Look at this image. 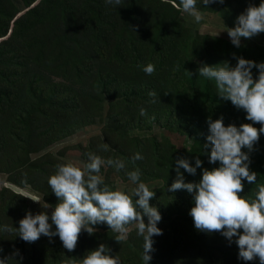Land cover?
<instances>
[{
	"label": "rangeland",
	"instance_id": "1",
	"mask_svg": "<svg viewBox=\"0 0 264 264\" xmlns=\"http://www.w3.org/2000/svg\"><path fill=\"white\" fill-rule=\"evenodd\" d=\"M199 2L200 5L197 8L203 13L204 19L197 24L194 18L184 13L182 9L173 7L171 0H122L119 6L108 5L105 0H0V28L3 30L7 28L8 33L15 26L19 30H14L16 40L21 35H24L25 40L27 32L35 33L37 28L41 27L48 31L61 30L63 34L60 39H66L69 42L66 49L70 53H81L82 47H88L90 50L91 47L97 46L92 54L88 51L83 57L74 56L81 74V79L77 84L81 82L87 84L81 111L78 113L83 111L80 116L89 118L92 121L90 124L81 127H74L70 123L62 125L63 115L59 118L54 117L57 111L50 110L51 116L48 118H45L43 114L33 116L30 132L36 128L50 127L54 120H60V127L54 129L48 137L31 139L27 125L21 129L18 124L17 131L5 132L7 107H5L4 114L0 115V123L3 125L0 129V227L9 225L18 228L19 221L28 212L33 215L47 212L50 216L53 209L47 203L50 200L46 199L54 192L47 181L50 175L55 173L56 166L73 163L83 169L86 163L84 156L89 154L90 143L101 153V156L113 157L114 153L108 149H113L119 143L122 133L116 128L119 130L124 127L123 123L137 126L138 129L128 128L124 131L130 137L134 135L138 138L153 137L159 143L158 149L153 145L151 148L143 147L144 151L141 155L143 158L140 160H132L137 153L132 154L130 148H126L124 156H121L123 159L129 157L132 163L135 162L140 167L141 181L149 187V190L155 192V189L162 185L159 180L164 173L169 181L166 186L171 187L175 181L176 160L179 153L173 163L170 162L169 155L174 149L184 150L181 152L182 158L187 159L191 151L185 150L195 145V126L206 128L209 118L213 121L218 117L225 119L223 113L226 110L236 112L243 110L237 109L231 101L220 98L217 95L215 81H210L205 77L203 78L209 81L210 85L208 95L204 102L195 105V102L189 99L188 80H195V76H199L197 69L202 65L219 67L221 66L219 64L228 62L230 67H235L232 62L235 61V57L242 55L237 53L241 49L248 51L246 53L250 55L248 48H262L259 50L262 53L260 57H251L248 60L257 64L264 62V33L250 39L241 38V47L237 48L231 43L225 31L226 28L236 26L238 16L249 5L259 6L262 0H224L222 4L212 3L207 6L202 3V0ZM176 3L179 4V0H176ZM205 8L210 10H205ZM64 9L66 18H58V13ZM9 35L7 34L6 37ZM35 35L42 41L40 33ZM56 39L59 40L57 36ZM116 43L134 45L145 56L144 60L137 62L128 55L122 59L109 57L105 59L104 46L108 45L110 51L114 52L120 46H116ZM157 46L160 47L159 51ZM46 54H48L47 51H41L38 52L37 57H45ZM147 64L155 66V71L151 75L142 70ZM73 65L74 59L71 58L66 76L63 73L58 77L52 76L44 64L40 66V72L45 82L58 80L62 82L58 90H67L70 82H76V78L71 73ZM88 67L91 68V74ZM162 75L164 77L171 75L174 90L180 91L192 104L188 107L182 105V101H178L173 110L176 116H180V119L176 120L175 116L174 122L167 121L168 115L165 113L167 107L155 109L141 102L120 97L124 92L121 89L123 86L136 84L140 79L144 81L146 88L157 90L164 95L163 92L170 86ZM113 81H119L121 84L112 85ZM11 82L16 83L15 89L18 88V91L14 100L20 104L24 97V92L20 87L25 82L20 81L19 78H13ZM45 90L51 93L48 96L50 101L47 105L53 106L63 100L62 98L54 99L50 88ZM141 108L146 110V116L140 115ZM126 109L130 111L124 112ZM199 110L205 111L208 117L205 118ZM133 113L137 116L136 120L130 117ZM68 115L70 114L64 116ZM241 117L240 115L239 118ZM229 120L231 121L229 124L238 128L244 124L239 120ZM229 124L224 123L225 126ZM252 126L257 129L261 127L258 123ZM263 140L264 133H261L254 147ZM102 142L107 145V148L101 147ZM243 151L248 153L246 148ZM209 154L205 155L209 158ZM161 158L169 164L166 163L165 172H156L153 162ZM102 167L103 171L100 175L105 184L112 190H121L131 196V190L135 185L129 181L127 176L118 177L107 166ZM180 172L186 182L185 170L181 168ZM175 192L192 196L186 190ZM245 198L251 199L252 197L246 196ZM150 204H153L157 210L161 209L156 200V193L150 200ZM185 216H187L186 210ZM165 226L169 227V221L165 222ZM94 227L96 230L110 229L106 224ZM132 227L130 226V229ZM13 233L0 231V235L10 236ZM168 234H170L169 231L165 233L166 255L162 256L165 258L164 264H180L185 260L188 250L193 245L184 242L177 247L175 253L170 252L173 245L170 244ZM214 237L217 240L214 247L224 248V250L232 248L234 251L227 241H222L219 236ZM171 238L176 243L181 242L174 236ZM61 248L65 251L62 244ZM0 249H2L0 259H5L6 264H11L13 253L10 252L9 240L0 243ZM179 249L185 252L180 253ZM239 264H259V259L253 261L240 259Z\"/></svg>",
	"mask_w": 264,
	"mask_h": 264
},
{
	"label": "clouds",
	"instance_id": "2",
	"mask_svg": "<svg viewBox=\"0 0 264 264\" xmlns=\"http://www.w3.org/2000/svg\"><path fill=\"white\" fill-rule=\"evenodd\" d=\"M171 2L173 7L182 9L193 17L197 24L204 19L203 13L196 6L197 0H179V4L176 0ZM223 2L224 0H202L206 6ZM105 3L119 6L122 0H105ZM225 31L237 48L241 47V38L250 39L264 33V0L259 6L249 5L238 16L236 26L226 28ZM235 58V67H230L228 62L219 64V67L200 66L197 69L199 77L214 80L217 95L223 100L231 101L237 109H243L247 114L246 119L261 127L257 129L248 123L241 124L239 128L232 124L225 126L223 117L215 121L209 118L208 127H203L202 133L211 145L209 163L219 162L220 166L212 170L204 169L198 183H186L180 169L195 175L197 168L202 166V161L196 158L193 167L188 159L177 158V176L168 191L186 190L192 195L194 206L188 214L197 231L208 234L219 232L230 244L236 237L234 242L239 249V259L253 261L258 258L259 264H264V184L257 185L258 190L254 191L257 174L249 168V153L254 150L260 134L264 133V62L257 64L242 57ZM253 68L259 72L256 79L253 78ZM142 70L151 75L155 66L147 64ZM189 74L192 75L190 72ZM149 96L153 98L152 103L157 102L154 91L149 92ZM140 115H147L144 108L140 109ZM244 148L248 149V153L242 151ZM142 158L137 153L132 160ZM102 166L113 167L117 172L126 168L122 160H104L92 153L88 154V161L83 169L73 163L58 164L55 173L47 181L59 200L51 215L47 212L36 215L28 212L19 221L18 228L3 225L0 231L14 232L15 236L28 243L36 242L41 236L48 237L50 241L58 236L63 247L72 252L81 232L86 231L92 235L96 231L93 227L95 225L109 226L110 230L117 233L115 240L118 243L128 238L130 226H134L137 235L143 238L142 259L144 264H148L152 258L149 253L154 251L153 237L162 235V230L157 227L162 219L161 214L156 207L150 206L155 192L141 181L139 169L125 172L129 181L135 185L131 196L121 190H112L99 174ZM243 180L248 182L245 186ZM246 196L252 198H245ZM109 253L110 249L100 244L81 259L79 264H121L118 255L113 257ZM14 255H19L18 250ZM0 264H6V260L0 259Z\"/></svg>",
	"mask_w": 264,
	"mask_h": 264
},
{
	"label": "trees",
	"instance_id": "3",
	"mask_svg": "<svg viewBox=\"0 0 264 264\" xmlns=\"http://www.w3.org/2000/svg\"><path fill=\"white\" fill-rule=\"evenodd\" d=\"M200 2L197 0V7H199ZM60 7V6H58ZM61 8H59L60 10ZM210 10L205 8V10ZM58 12V11H57ZM66 18L65 9L58 13V18ZM61 23V21H59ZM12 31L9 36L6 37L7 28H0V115H3L5 111V107L8 108V115L5 118V132H15L18 130L17 126L19 124L20 128L23 129L24 125H27L29 129V138L31 139H43L48 137L54 129H58L60 127V120H54L50 127L44 128H36L34 131L30 132V127L32 123L33 116H37L38 114H43L45 118L51 116L50 110H56L57 114H54V117H61L62 125L72 124L74 127H81L83 125H88L92 121L85 117L80 116L81 113V103L84 100V91L87 84H83L82 82L77 84V82L81 79V74L79 72V68L74 56L83 57L84 53L89 51V54L94 53L97 46H93L90 48L82 47V52H72L66 47L69 45V42L66 39L61 40L60 36L63 32L59 29H52L51 31L46 30L45 28H37V32L28 33L25 35L19 36L16 40L14 38L15 32L17 30L15 26L12 27ZM19 31V30H17ZM30 31V30H27ZM46 32V34H45ZM36 33H40L42 35L41 39L36 36ZM56 36L59 40L56 39ZM4 38V39H1ZM219 42V41H218ZM81 45V44H80ZM119 43H116V46H119ZM157 50H160V47H156ZM260 47L248 48L250 55L246 52V50L241 49L237 51L238 54H242L239 57L244 59H249L251 57H260L262 54L259 51ZM47 51L45 57H37L38 52ZM104 55L105 59L116 58L122 59L125 55H128L131 59L135 61H143L145 56L142 55L134 45H120L119 48L111 52L109 46H104ZM74 59V65L72 68V76L76 78V82H70L69 86L66 89H59V86L62 85V82L58 80L45 82L41 72L40 66L42 64L48 67V73L52 76L58 77L60 74L68 75L67 67L69 65L70 59ZM237 63V59L232 62L235 66ZM90 74L91 68L88 67ZM9 73V75H8ZM170 73V72H168ZM89 74V75H90ZM253 78H258L259 72L258 69L254 68L252 70ZM171 75L165 77L162 75L163 79H165L169 86L163 92L164 95L157 92V90H152L146 88V84L142 79L136 84H129L127 86H123V94L120 97L125 98L127 100H135L136 102H141L146 106L153 107L155 109L166 108V112L168 115V122H174L175 112L173 108L176 106L178 101H182V105L192 106L190 100L195 102V105H199L204 102L208 95L209 90V81L204 79L203 77L195 76V80H188V94L189 99L186 98L180 91H175V86L173 85V81L170 79ZM13 78H19L20 81H24L21 85V90L24 92V97L20 104H17L14 100L16 98V93L18 88H16V83L11 82ZM77 84V85H76ZM121 84L119 81H113L112 85ZM50 88V92L54 94V99L62 98L63 100L56 105L50 106L47 105L50 101L49 93L47 90ZM114 91V90H112ZM154 91L156 96V103H152V97L149 96V92ZM130 111L128 109L124 110V112ZM196 111V110H195ZM201 114L206 118L208 117L205 111L199 110ZM236 111H225L223 113V122L229 124L231 122L229 119L234 121L239 120L242 123L253 124L252 121L246 119V112L243 110ZM70 114L68 116H64ZM242 116L239 118V116ZM132 119L137 118V116L133 113L130 115ZM220 117L216 118L219 119ZM239 118V119H238ZM180 119V116L177 115L176 118ZM214 119V121L216 120ZM126 120V119H125ZM19 121V122H18ZM230 125V124H229ZM3 125L0 123V129ZM122 128L119 130L116 128L118 132L122 133L120 137L119 143L115 145L112 150L113 157L110 156H101V153L93 147V145L89 144V153L100 156L102 159L107 160L109 158L115 160L119 159L124 161L125 170H121L117 172L115 168L109 167L118 177L125 176L126 171H135L140 167L135 163L131 162L128 158H122L124 156V150L126 148L132 149V154L134 152L142 155L145 146L151 148V146H155L156 149L159 148V143L153 137H141L132 136L130 137L128 134H125L124 131L128 128H137V126H133L128 123H123ZM201 126H195V145L191 146L188 150L191 151V154L187 157L189 163L195 167V159L199 158L202 161V166L197 168L196 174L191 175L185 171L186 182L187 183H198L202 178V173L204 169L212 170L214 168H218L220 166L219 162L215 164L209 163V158L205 155L206 153H210L211 145L210 142L204 137L202 133ZM138 129V128H137ZM191 133V132H187ZM20 141V140H19ZM103 143V142H102ZM208 145L206 148L205 145ZM101 147H106L107 145L103 143ZM100 147V148H101ZM184 151V150H182ZM182 151L174 149V151L169 155L170 162L173 163L175 158H181L183 154ZM243 151V149H242ZM84 158L86 162L88 161V155H85ZM250 171L255 172L257 174L255 185V190L257 191V185L264 184V140L257 144L254 147L253 152L250 154ZM166 163L163 158L161 160H156L153 162V167L156 172H165L166 171ZM103 171V167L99 174ZM162 182L161 187L155 189L156 200L160 205L159 213L161 214V221L158 222L157 227L162 230V235L153 237V249L154 251L150 252L149 255L152 257L148 264H164L165 258V247H166V239L165 233L167 231L170 232V244L173 245L170 252L175 253L177 247H179L182 243H190L193 245L192 248L188 250L186 258L180 264H239L238 246L235 244L236 237L233 238V242L230 244L229 241L222 236L219 232L216 233H204L197 232L194 227V222L192 217L188 214L190 209L194 206L193 197L187 195L186 193H176L168 191L170 187L166 186L169 182L166 173H164L160 180ZM245 186L248 182L246 180L242 181ZM243 192L239 195L242 196ZM46 200H50L47 202L51 208L54 210V207L57 203H59L58 198L55 194L51 196H47ZM150 206L155 207L153 204ZM187 211V216H185V210ZM145 217L144 219H146ZM169 221V227L165 226V222ZM147 223V221H145ZM51 223V221H49ZM94 227V226H93ZM165 228V231H164ZM55 230V226L53 225V231ZM117 233H114L110 229L100 228L96 230L92 235H89L86 231H82L79 238L78 243L74 251L69 252L67 249L62 250L59 237H53L50 241L48 237L41 236L39 240L34 243H28L23 241L19 236H15V233L8 236L7 234L0 235V243L8 242L10 243V252L13 253V262L11 264H78L81 259H83L90 251L95 250L100 244L106 245L110 249V255L115 257L119 256L121 264H144L142 259L143 254V238L137 235V232L134 226L131 228L128 238L120 243L115 240V236ZM171 236L180 239L179 242H175ZM219 236L222 241H227L230 246L234 248L229 250H224V248L214 247L217 244L216 237ZM215 238V243H214ZM176 243V244H175ZM214 243V245H213ZM175 244V245H174ZM213 245V250H212ZM18 250L19 255H14ZM164 250V251H163ZM163 251V253H161ZM180 253H184L179 249ZM22 257V259H21ZM158 262V263H157Z\"/></svg>",
	"mask_w": 264,
	"mask_h": 264
},
{
	"label": "water",
	"instance_id": "4",
	"mask_svg": "<svg viewBox=\"0 0 264 264\" xmlns=\"http://www.w3.org/2000/svg\"><path fill=\"white\" fill-rule=\"evenodd\" d=\"M9 33H11V30L8 32V35H9Z\"/></svg>",
	"mask_w": 264,
	"mask_h": 264
}]
</instances>
